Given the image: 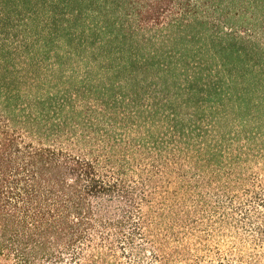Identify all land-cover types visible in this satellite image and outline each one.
<instances>
[{
    "label": "trees",
    "instance_id": "trees-1",
    "mask_svg": "<svg viewBox=\"0 0 264 264\" xmlns=\"http://www.w3.org/2000/svg\"><path fill=\"white\" fill-rule=\"evenodd\" d=\"M0 264H264V0H0Z\"/></svg>",
    "mask_w": 264,
    "mask_h": 264
}]
</instances>
